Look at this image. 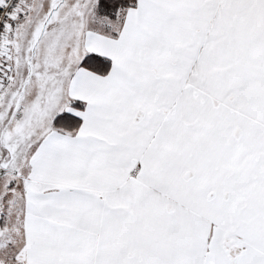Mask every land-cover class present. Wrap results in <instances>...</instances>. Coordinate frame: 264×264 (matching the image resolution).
I'll return each instance as SVG.
<instances>
[{"label":"snow or ice","instance_id":"snow-or-ice-1","mask_svg":"<svg viewBox=\"0 0 264 264\" xmlns=\"http://www.w3.org/2000/svg\"><path fill=\"white\" fill-rule=\"evenodd\" d=\"M0 264H264V0H0Z\"/></svg>","mask_w":264,"mask_h":264}]
</instances>
